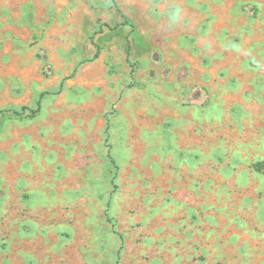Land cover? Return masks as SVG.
Returning a JSON list of instances; mask_svg holds the SVG:
<instances>
[{
	"label": "rangeland",
	"instance_id": "374dc122",
	"mask_svg": "<svg viewBox=\"0 0 264 264\" xmlns=\"http://www.w3.org/2000/svg\"><path fill=\"white\" fill-rule=\"evenodd\" d=\"M0 111V264H264V0H0Z\"/></svg>",
	"mask_w": 264,
	"mask_h": 264
},
{
	"label": "trees",
	"instance_id": "16d2710c",
	"mask_svg": "<svg viewBox=\"0 0 264 264\" xmlns=\"http://www.w3.org/2000/svg\"><path fill=\"white\" fill-rule=\"evenodd\" d=\"M123 17H125V16H123ZM126 18V17H125ZM129 23V21L126 19L125 20V22H122V23H116L115 24V26L116 27H119L120 25H123V24H128ZM97 45V47H98V49L96 50V52H95V54L92 56V58L91 59H96L98 56H99V54H100V50H99V48H100V46H99V44H96ZM131 47V46H130ZM43 94V93H42ZM40 103V101H38V104ZM24 109H27L26 107H24ZM36 111L37 110H34L31 114H29V116H34L35 114L34 113H36ZM2 111H0V113H1ZM18 115H20L19 113H18ZM1 119V118H0ZM0 126H1V121H0ZM111 163H112V165H114V160L113 159H111ZM254 167L257 169V170H264V163L263 162H257L256 164H254ZM112 168V167H111ZM112 170L110 169V172H111Z\"/></svg>",
	"mask_w": 264,
	"mask_h": 264
}]
</instances>
